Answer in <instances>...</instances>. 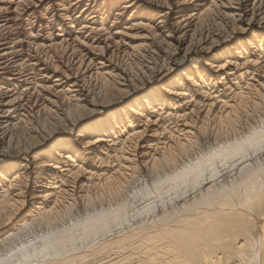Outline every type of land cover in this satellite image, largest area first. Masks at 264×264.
Wrapping results in <instances>:
<instances>
[{
	"label": "bare ground",
	"instance_id": "6f19581e",
	"mask_svg": "<svg viewBox=\"0 0 264 264\" xmlns=\"http://www.w3.org/2000/svg\"><path fill=\"white\" fill-rule=\"evenodd\" d=\"M0 264H264V0H0Z\"/></svg>",
	"mask_w": 264,
	"mask_h": 264
}]
</instances>
